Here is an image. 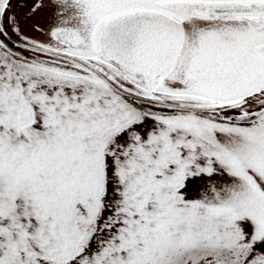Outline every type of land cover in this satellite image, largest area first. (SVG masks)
Masks as SVG:
<instances>
[{"label": "snow or ice", "instance_id": "1", "mask_svg": "<svg viewBox=\"0 0 264 264\" xmlns=\"http://www.w3.org/2000/svg\"><path fill=\"white\" fill-rule=\"evenodd\" d=\"M0 264H264V0H0Z\"/></svg>", "mask_w": 264, "mask_h": 264}]
</instances>
